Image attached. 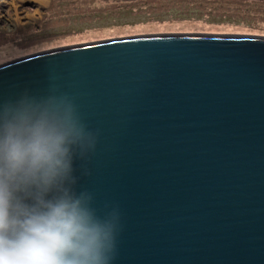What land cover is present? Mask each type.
Here are the masks:
<instances>
[{"label":"water","instance_id":"obj_1","mask_svg":"<svg viewBox=\"0 0 264 264\" xmlns=\"http://www.w3.org/2000/svg\"><path fill=\"white\" fill-rule=\"evenodd\" d=\"M98 133L81 185L115 204V264H264V37L149 32L0 61Z\"/></svg>","mask_w":264,"mask_h":264},{"label":"clouds","instance_id":"obj_2","mask_svg":"<svg viewBox=\"0 0 264 264\" xmlns=\"http://www.w3.org/2000/svg\"><path fill=\"white\" fill-rule=\"evenodd\" d=\"M98 133L51 85L0 97V264H115V204L81 185Z\"/></svg>","mask_w":264,"mask_h":264},{"label":"rangeland","instance_id":"obj_3","mask_svg":"<svg viewBox=\"0 0 264 264\" xmlns=\"http://www.w3.org/2000/svg\"><path fill=\"white\" fill-rule=\"evenodd\" d=\"M172 1L0 0V61L149 32L264 37V0H207L202 16Z\"/></svg>","mask_w":264,"mask_h":264},{"label":"trees","instance_id":"obj_4","mask_svg":"<svg viewBox=\"0 0 264 264\" xmlns=\"http://www.w3.org/2000/svg\"><path fill=\"white\" fill-rule=\"evenodd\" d=\"M207 0H191L190 2H188L187 3V5H189L191 2H197L198 4V9H199V12H198V14L200 15V16H202V15H207V13H205V11H206V8H205V4L207 3L206 2ZM227 1H236V0H227ZM169 2H174V1H172V0H167V2L165 3V4H167L168 6H169ZM195 3H193L194 5L193 6H196L195 5ZM209 3V2H208Z\"/></svg>","mask_w":264,"mask_h":264}]
</instances>
